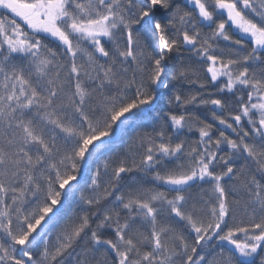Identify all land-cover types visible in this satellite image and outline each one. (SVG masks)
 I'll return each instance as SVG.
<instances>
[{
	"label": "snow or ice",
	"instance_id": "1",
	"mask_svg": "<svg viewBox=\"0 0 264 264\" xmlns=\"http://www.w3.org/2000/svg\"><path fill=\"white\" fill-rule=\"evenodd\" d=\"M0 264H264V0H0Z\"/></svg>",
	"mask_w": 264,
	"mask_h": 264
}]
</instances>
